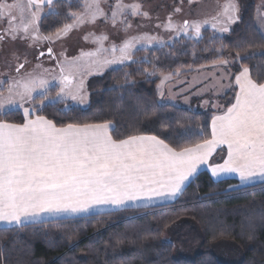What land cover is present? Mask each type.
I'll list each match as a JSON object with an SVG mask.
<instances>
[{
	"label": "snow or ice",
	"instance_id": "6c2138e0",
	"mask_svg": "<svg viewBox=\"0 0 264 264\" xmlns=\"http://www.w3.org/2000/svg\"><path fill=\"white\" fill-rule=\"evenodd\" d=\"M83 6V14L69 13L75 22L57 29L55 38L106 16L99 0H84ZM46 7L50 14L58 15L54 0L0 3V15L10 21L7 34L15 39L22 28L23 38L31 30L32 39H40L39 25ZM14 10L20 13V23H16ZM239 12L235 0H228L222 11L210 20H185L177 26L169 17L165 27L177 35L192 33V38L198 40L205 25H210L215 32L229 33L232 25L241 19ZM125 14L148 15L140 11L139 4L118 2L111 12L113 24ZM129 27L125 23V30ZM43 39L51 41L53 36ZM105 40L104 35L95 37L93 42L98 45L95 51L58 62L59 72L50 78L49 70L44 69L10 79L6 88L5 81L0 80V115L18 110L23 119L21 123L0 120V225L3 226L0 231L48 222L49 218L86 215L98 208L127 210L129 205L141 202L172 201L195 182L201 166H207L217 180L231 175L238 177L239 186L264 182V82L253 79L248 67L239 68L234 75L238 88L234 102L223 114L212 118L211 138L185 146L174 147L157 135L114 139L115 125L108 121L58 125L37 114L38 110L68 99L80 106L87 104L88 93L81 69H87L91 75L111 66H124L135 62L133 53L138 46L165 43L147 34L108 48L104 47ZM48 53L51 55V48ZM228 64V60H223L220 66ZM23 68L24 64L20 63L15 71L20 73ZM145 74L151 77L155 72ZM170 79L171 76H165L161 86ZM53 82L59 87L55 97L49 95ZM159 94L163 98L162 87ZM221 146H226V158H222V163H210Z\"/></svg>",
	"mask_w": 264,
	"mask_h": 264
},
{
	"label": "trees",
	"instance_id": "16d2710c",
	"mask_svg": "<svg viewBox=\"0 0 264 264\" xmlns=\"http://www.w3.org/2000/svg\"><path fill=\"white\" fill-rule=\"evenodd\" d=\"M54 8L58 15H46L39 25L42 37H54L64 24H73L69 13H83L80 2L54 1ZM257 13V6L248 4L227 36L205 31L196 41L180 39L164 48L138 51L133 55L135 62L89 79L87 108L65 102L37 114L58 125L108 121L115 125L114 139L157 135L174 147L210 139L211 121L219 112L162 104L161 78H190L231 59L232 84L242 67H248L257 82H264V55H260L264 38L257 27ZM235 93L232 89L223 99L224 110L234 102ZM0 120L23 122L21 112L0 115ZM238 186L230 179L216 183L205 171L172 205L0 231V264H220L212 246L222 241L240 246L242 264H264V183ZM173 227L177 231L172 244L164 236ZM177 250H199L200 254L194 261L182 260L175 258Z\"/></svg>",
	"mask_w": 264,
	"mask_h": 264
},
{
	"label": "rangeland",
	"instance_id": "374dc122",
	"mask_svg": "<svg viewBox=\"0 0 264 264\" xmlns=\"http://www.w3.org/2000/svg\"><path fill=\"white\" fill-rule=\"evenodd\" d=\"M63 1L69 3L73 1L80 2L83 7L82 12H85L83 6L84 0ZM15 2H17V0H0V3L9 5ZM118 2L124 5L139 4L140 11L142 13L146 12L148 15L132 16L130 14H125L118 17L115 24H113L110 18L111 12L115 9V5ZM235 2L239 6V15L241 19L248 4L257 6V27H259L260 33L264 32V0H235ZM226 3H228V0H193L192 3H190L189 0H99L100 7L106 14L105 17L97 18L94 23L85 22L83 25L72 29L60 38H55L54 36L51 41L44 40L40 32V39L34 41L32 39L31 30L29 36L23 38L24 34L22 28L16 38L12 39L10 35L7 34L10 21L6 16L0 15V36L4 37L0 39V80L5 81L3 87L6 88L10 79L17 78L27 73L40 72L47 69L49 70V78L52 75H57L59 72V63H63L65 60L71 61L73 58L80 57L82 53L95 51L98 45L94 43L93 40L95 37L101 35L107 36V40L104 41V47L106 48L112 45L119 46L126 39L144 34L155 36L157 41L165 42L163 46L155 42L147 47L138 46L133 55L138 51L164 48L167 45L174 44L180 39L196 41L197 39L192 38V33H189L188 36H184L182 34L177 35L176 31L167 30L165 26L168 23V18L171 17L172 23L177 26L181 25L185 20H210L222 11L223 5ZM177 8L180 9L179 12L176 11ZM44 13L45 16L50 14L47 7L44 9ZM14 14L17 16L16 23H20V13L14 10ZM74 22L75 21H73V23ZM125 23L130 25L127 30H125ZM235 25L236 24L232 25L230 32H232ZM205 31H213L219 37L230 34V32H215L210 25H205L202 28V33ZM262 36L264 38V35ZM49 48L52 49L51 55L48 53ZM41 53H44V55H41ZM228 61L229 64L226 67L218 65L212 68V70L202 69L190 78L181 79L171 76V79L165 82L163 86H161V83L159 85V89L161 90L162 87L164 93L163 98L160 96L161 103L165 105L170 104L179 108L182 107L194 112H203L205 110H215L218 112V110L223 109V99L228 93H231L233 89L231 86V68L234 66V63L231 59H228ZM20 63L24 64V68L21 69L20 73H17L15 69ZM38 65L40 67H37ZM121 67L122 66H111L105 68L101 73L94 72L91 75L87 74V69H81L85 81V89L89 79L102 76L110 70L119 69ZM179 75L180 74H178V76ZM77 78H79V76ZM163 78L164 77L161 78V81ZM58 91L59 87L56 82H53L49 95L52 97L54 95L56 96ZM3 94L6 96L7 92L4 91ZM66 102L76 107L87 108L89 105V93L88 102L84 106H80L70 99ZM27 106L28 105L25 104V107ZM10 112L20 111L13 110ZM176 231V227L169 230L164 236L165 241L173 244ZM212 247V252L220 264H242L244 261L240 246L234 242L222 241ZM198 254H200L199 250L195 252L177 250L175 251V258L194 261Z\"/></svg>",
	"mask_w": 264,
	"mask_h": 264
},
{
	"label": "crops",
	"instance_id": "0c3cea01",
	"mask_svg": "<svg viewBox=\"0 0 264 264\" xmlns=\"http://www.w3.org/2000/svg\"><path fill=\"white\" fill-rule=\"evenodd\" d=\"M231 86L236 92L238 91V88L235 87V83H233ZM224 111H225L224 109L218 110L219 113L217 115L223 114ZM222 158H226V146H221V148H218L216 150V152L214 153V155L212 156V158L210 160V163H222L223 162ZM205 171L208 172L210 178H212V180L214 182H216V183L220 182V181H228L230 179V180H235V181L238 182V184H240V182L238 180V177H236L234 175H231V176H228V177H222V178H219V180L214 179L211 176L210 170H209V168L207 166H201V168L199 169V174L204 173ZM263 183L264 182L257 181V182H255L253 184H250V185L238 186V188H240V187H252V185H260V184H263ZM179 197L177 199H175V200H172V201H163L162 202V201L154 200V201H152L150 203L141 202L139 205H129L128 209L157 208V207H161V206H165V205H172V203H174L176 200H178ZM115 211H124V210H122V209L98 208V209H94L91 213L86 214V215H81V216H63V217H57V218H49L48 222H50V221H59V220L81 219V217H91L93 215H101V214H104V213H115ZM43 223H47V222H43ZM43 223H32V224H29L27 226L36 225V224H43ZM0 227H3V226L0 225Z\"/></svg>",
	"mask_w": 264,
	"mask_h": 264
}]
</instances>
